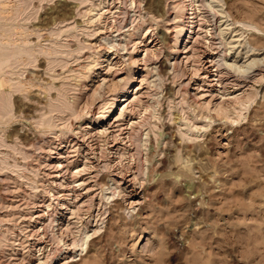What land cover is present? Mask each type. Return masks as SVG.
Here are the masks:
<instances>
[{
	"label": "rangeland",
	"instance_id": "obj_1",
	"mask_svg": "<svg viewBox=\"0 0 264 264\" xmlns=\"http://www.w3.org/2000/svg\"><path fill=\"white\" fill-rule=\"evenodd\" d=\"M29 1L30 3L28 5L27 2ZM169 1L171 0H161L160 4L158 5V0H105L103 4L104 17H102L101 19L102 21L99 28V35L96 37V39L92 40V43L94 42L93 46L96 47L99 40L98 38L102 37L104 34L107 37H110L112 41L115 40L114 42H116L117 39L122 37L121 35H124L123 32L127 31L128 28H131L138 22H144L142 23V28L140 30L141 34L139 32V34L136 33L133 36L136 38L141 36V38H143V41L145 43H148V45L146 46L148 47V50L146 52L144 46L141 47V54L142 56L145 55L143 58L146 59H142L145 60V62L142 61L141 64H136V66H138L134 69L133 67L135 66V63L132 65V63L130 62L131 59L130 57H128V54L125 51L126 49H133V42L135 41V39H129L128 42L126 41V47L128 48H122L120 50L118 49V51L116 52V49L114 48L115 45H110L107 41L104 42L100 40L101 46L104 48L102 50L106 51V53L111 52L113 53L112 56H116L114 59L111 58V71H114L115 69V71H118L120 73L119 75H121L124 74L125 69H127L131 65V78H136L141 74L140 71L143 69V67L145 68V66H152L151 68L154 69V71H151H159V73L162 75L163 82L161 84L159 83L160 86L155 83L153 84V82L151 83V81L149 82L151 77H155V75L153 76L154 73L151 71H149L147 74V79L149 80L145 78L138 83L139 85L141 84L140 90L142 92L147 91L149 92V94L146 95V93H144V96L142 97L143 100H141V106H139V110L136 111L138 114L135 112L132 119H129L130 116H126L127 118L124 121L126 123L125 130H128L130 125H134L135 120H137L138 122L144 121L150 124L157 123L158 127L161 125V127L165 128L166 126L165 129L169 132L171 131V133H166L165 136L167 137V139L165 138V142L163 141V143L165 144H160L161 146H163V153L166 155L165 157H163V159L165 158L164 160H166L167 162L171 161L174 157V150H176V148L178 149V147H180L179 149H181V154L183 155V157L169 169H165V167L162 165L155 167L158 171L155 174L153 181L147 182L145 179H138L137 181L132 183L131 181L128 182V180L132 177L130 173L133 170V166H135L136 158L134 157V155L130 154L131 151L129 153L130 155L128 154V152H126L127 150H130L132 148V145L130 144L131 142H129L130 140H128V137H125V140H121L122 136H125L126 134L122 133L123 135H117V137L115 138L110 136L108 138L109 141L108 139L103 141L101 140L102 137H100L101 139L98 138L95 140H88L87 135H84L82 131H78L79 133L73 131L67 133L65 139L60 141L61 143L59 144L60 146H62L63 151H69L68 155H72V153L74 152H72L73 148L80 149L81 152H90L91 150L90 154H95V164L101 160L102 157L100 156L98 158V156L99 154L101 155V153L105 154V149L107 151L106 153H111L108 152L110 145L116 144L114 147L119 148L126 145L127 149L125 150L126 153L123 156L124 160L122 159L123 163L120 164H123L125 168L123 169V174L126 177L124 181L127 182H125L124 184H129L126 190L130 191V193H127L122 199L120 197L121 195L115 194L114 198L116 199L112 201L108 200L106 202V205H103L101 201L99 202L98 194L100 192V184H95L93 178L89 179L88 187L91 185L94 186H91L90 190L92 193H94V200L97 198L95 201H93V205L91 207L92 214H97L95 219L102 216L104 218V221L103 223H101L102 228L99 230L97 235H92L93 237L90 236L91 238L89 237L87 252H84L81 255H75L73 259H76L74 261H70L68 264H264V61L261 63L258 62V64L254 66L253 71L251 72V74H254V77L247 78L244 82L242 81L243 84H241V87L236 88L232 83H228L226 92H230H228L226 96L225 94L223 95L221 93L222 91L220 90L222 88H220V84L218 83V81L214 79L217 68L215 58L219 57V54L223 55L224 53V56L228 61H234L236 59L235 61L238 64L247 62L248 60H250V58H253L254 55V57H260L264 55V0H208L213 4V11L212 9H210L211 7L207 5L203 8L198 7V11L201 12L202 16V20L200 22L201 25L197 27L199 28L198 30L200 34L198 35L199 40L197 41V48L199 51L196 49V54L194 55V57L191 56L192 58L190 59L181 58L183 57L182 55L181 57L179 56L180 59H178L177 64L179 65L178 68L180 67L179 69H181L180 71L182 72V76L178 77L177 80L175 79V81H171V68L169 67V63H167V57H169L168 53L172 48V45L169 44L173 43L172 39H174L176 33H181V35H184L186 32H188V27H186L185 23H182L181 27H179L177 31L171 30L173 29V27H170L169 23L174 20L172 16H174L175 11H178L179 7L174 8ZM2 2L6 4L5 8L10 11L9 12L8 10H6L7 19H13V22L19 24L25 23L26 25H28V27H32L34 24L37 25L38 23L41 25H45L47 19L50 18L48 16L51 13L53 15H59L58 18L63 16H70L71 8L69 6H66L65 4H75V2H70L69 0H25L26 3L24 2V0H2ZM153 3L155 6L153 5ZM62 4L63 9L61 11V15V13L58 11V8H61ZM86 5V3H82L81 5H79V8L81 10L83 9L82 12L86 8L84 7ZM26 6L28 8H26ZM48 6L52 9L54 8L53 10L57 8L56 12L49 10ZM216 8L218 9L216 10ZM35 9H38V11ZM67 9H69L70 11H68ZM48 10L50 14L47 13ZM66 10L67 14L70 12L69 15H65ZM17 12L19 15L17 14ZM226 14L227 16L229 14L228 18L230 17L228 21H225V19L227 18ZM16 15L18 17H16ZM82 16L84 15L76 16V19L79 20V22H82L86 20L88 15H85L84 17ZM14 17L16 18L14 19ZM24 17L29 18L27 20V18L25 19ZM150 20L152 22H149ZM229 22L230 24H227ZM241 22L251 23L255 25L256 28H252L249 26L247 27L246 25L242 26ZM90 24L93 25V23ZM91 27V29L95 28V26ZM167 27H169V30ZM219 32L221 33V35L219 34ZM91 36L95 37V35ZM133 36L131 38H133ZM28 37L34 40L35 34L32 33ZM238 37L241 39H239ZM14 38H16L15 40L17 42H21L23 40L20 33H16L14 35ZM244 39L247 40L249 44L255 49L257 47V50L254 49L256 53L249 54V57L246 56L247 53H244L245 51L243 52L245 48ZM239 43L242 44L240 45ZM167 46L171 48L168 49ZM39 58L42 61H38V64H40L41 66L39 65L38 67H36L37 70L28 69L24 72V74L27 76H36L38 80L35 77H32L34 78V82L36 83V85H33V88L31 87L32 89H28L26 96H20V94L22 93L17 92L14 94L13 111L15 112L17 110V112H15L16 115H18L19 113H21L22 115L19 114L20 117L16 116L17 118H15V120H13L10 124H7L5 127V132L10 135L8 138L17 136L18 139L21 137L20 139L22 141L25 140L24 142L32 141L33 139L35 141L40 138H42L43 141H49L51 139V141L53 140L58 142V139L54 138L55 136L53 133L51 134L47 129H44L40 126L38 127L37 124L35 125L33 118H31L32 116L34 117L37 113H39V107L44 104V100H42L44 99L43 97H45L43 93L44 91L42 90V88H40L41 86H39L37 82L42 81L44 77V81L47 80L46 78H49L47 77L48 74L43 70V59L41 57ZM81 58H85L83 60L90 59L89 57L86 58V56ZM83 60L80 59L79 61L83 62ZM73 61L74 60L72 59V62ZM72 62L70 60V63ZM138 67L141 68L139 69ZM195 67L199 68L197 69ZM136 69L140 71H137ZM166 69L170 70V72L166 71ZM164 70L166 71V73ZM232 71L233 70H231L230 74L227 75L228 78L230 77L229 79L233 78L234 71ZM206 73L211 79L213 78V90L214 93H216L217 100L224 99L230 94L231 96L232 94H241L243 93L244 89H253L254 92H256L255 99L249 106L248 110H242V115L239 117L238 121H233L234 118L231 117L224 118V115L211 114L214 112L211 111L210 115L211 118L214 119V121H212L213 123L209 125L210 127L207 128L206 131L201 132V134L196 139L190 140L185 145L181 138L178 137L179 135L175 132V128L173 129V123L169 124L171 123V120H169V112H172L173 116L185 115V109L183 110L182 108H180V103L178 102L179 97H177L178 94H174L173 92L177 91V89L179 88H186L187 92L190 91L187 94L190 95L192 93L191 95H193L194 90L197 89L198 86H204V80H202L201 76H204ZM39 77H42V79ZM65 79L73 82L72 88L69 90H71V92L76 90L74 86V82H76L75 77L68 76ZM180 82L181 84L182 82H186V87L183 84L182 86ZM178 83L180 84V86H178ZM174 86H177V89ZM131 90L132 86L127 88L126 93L131 92ZM105 91L108 95V89L104 87L101 90L104 95L98 96L90 104L91 106L89 105L83 109L84 113L86 114L83 116V119H81L82 123H86V119L84 118L86 115L90 114V112L95 113L96 111V114L101 112V108L99 106L101 104L102 97L107 96ZM53 92L54 91L52 90V93ZM39 94H41V96ZM169 94L171 97L173 96L172 100L168 99L167 96ZM23 96L25 97V99H23ZM31 99L32 101H34V103L31 101ZM42 102L43 104H41ZM177 102L178 104H176ZM35 105H40L38 107V110H36L37 107H35ZM32 111H34V113ZM221 116L223 117L221 118ZM229 118L231 120H229ZM73 121L71 120V122L75 126L78 125L79 122H81L79 121V119H73ZM169 125L172 130L169 129ZM75 130L77 129H74V131ZM40 135L42 137H39ZM36 136L37 138H35ZM143 136L144 135L142 134V137ZM168 137L170 140L168 139ZM152 140L154 141V139ZM75 141H77V143L74 144ZM177 144H179V146ZM203 144L205 147L203 146ZM176 145L178 147H176ZM200 145L203 146L202 151L199 149ZM47 146L48 145H46L45 147L48 149ZM67 147H69V149ZM38 151L39 150L33 151V159L32 157H29V168L31 166H34V168L38 169V160H35L38 154L36 152ZM188 152L189 154L186 155V153ZM49 154H52V156L57 155L56 153H53V151ZM35 155L36 157H34ZM196 155L197 157H195ZM182 159L184 160V162H188V164H183ZM55 160L56 158L54 157L52 159V162ZM111 161H113L111 163L114 165L118 163L116 162L117 159H113ZM53 164L54 162L51 165ZM49 170L51 171L52 168L50 167ZM72 170H70L69 174ZM29 171L30 170L26 171L25 173L27 175H30L33 179H38V177L40 176L39 174L37 176H34V172L32 174V172L30 171L29 173ZM53 172L51 174H54ZM103 174L104 172L101 173V177L99 176L98 178V182L100 181V183L103 181L100 180L102 179V176L104 177ZM31 177L29 178V180H33ZM47 177L45 178L47 180L43 181V185L45 187V190H47L46 188H49L47 190L48 192H43L44 187L41 186L40 180H37L34 183V185H37L35 189L33 187L31 188V184H27L26 182L20 180L18 184H22L20 185V187L18 184L17 185L21 191L18 189V187L17 189L14 188L16 189L15 191H17V196L19 195L18 198H16L21 200L18 202L20 203L21 207H23L22 205L25 202H30V200H43V202L41 200V202L39 201L38 203H36H41L38 207L39 209H37L39 210L38 212L40 214L42 213L41 215L39 214V216L37 217L36 213L38 212L37 210L35 211L36 207H34L35 209L32 208L33 210L30 212L29 217L32 215L30 219L32 223L31 228L27 227L24 230L19 227L21 224L20 222L22 220V216L18 217L20 219H18L16 216L12 221H8L5 224L4 222H0V231H5L7 234L6 235L5 232L4 234H2L3 232H0V248L4 247V243L9 239L8 236L13 235L16 242H20V240H23V244L26 246L25 249H27L28 247L29 252L31 251L28 257L26 255L24 256L21 253V250H24V248L20 246V251L17 250L18 253L15 256L17 257V260L15 261L17 264H44V257L43 259L41 258V261L39 260V256H43L45 251H49L53 248H56L59 251L64 250V242H70V240H72L70 238H73L75 236L77 237L78 231L76 229L80 228L84 224V218L76 219L75 217H71L70 221L72 222L69 224V228H67V230L63 229L67 223L63 225V228L56 229L55 227L54 231H51V227L48 228V231L43 229L44 225L49 221V219L52 218V212L55 213L54 208L57 205L55 202L57 200L55 198L56 196H58V191L60 189L58 180H55L56 182L54 181L53 184L52 181L55 178L52 177V175L48 177L49 179ZM139 181L141 184L139 183ZM189 182L190 186L187 187ZM0 183H2V180L0 181ZM71 183L70 185L74 184ZM2 184L4 185L0 184V196H3L5 194L3 198H11L13 192L10 191L11 193H9V191H7V189L3 187L6 186L5 183L3 182ZM1 186L4 189H1ZM22 186L24 188H22ZM53 187L56 189H54ZM96 187L98 189H96ZM39 189L42 193L39 191ZM2 190H4V192ZM7 192L8 194H6ZM21 195L25 197L23 198ZM98 206L100 207V209L102 207V209L104 210H100ZM58 207H60L59 204ZM2 210L4 211L5 207H1L0 213L3 212ZM102 212L103 214L101 215ZM48 216H50L49 219ZM93 219L94 218L90 220L92 224L96 222V220ZM35 220H38V222L34 223ZM43 221L45 222L43 223ZM12 228L16 231H13ZM19 228L23 231H21ZM40 251H43V253H40ZM1 257L2 256H0V261H2L0 262V264H13L12 262H14L12 259L7 260L8 257H2V259ZM24 257L28 258V260H25ZM22 258H24V260ZM70 258H67L66 260ZM3 259L6 261H4ZM20 260H22L23 263H21L22 261L20 262ZM63 261L64 258L60 259V263ZM52 264H57V262L53 261Z\"/></svg>",
	"mask_w": 264,
	"mask_h": 264
},
{
	"label": "bare ground",
	"instance_id": "obj_2",
	"mask_svg": "<svg viewBox=\"0 0 264 264\" xmlns=\"http://www.w3.org/2000/svg\"><path fill=\"white\" fill-rule=\"evenodd\" d=\"M69 1L75 2L74 5H72V3H66V4L64 3L66 6H69L71 8V13L69 12L71 14L70 16H63V17L58 18L59 15L57 16L55 14L53 15L52 13L51 14L49 13V10L56 12L57 8L55 10H53L54 8L52 9L51 7L48 6L49 10L47 13L50 14L48 16L50 18H48L47 21L45 20L46 24L44 22L45 25H41L38 23L37 25L34 24L32 27H28V25H26L25 23L19 24V23L13 22V19H7L6 10H8V9L5 8L6 4H4L2 2V0H0V181L2 180V183L3 182L5 183L6 186H3V187L5 189H7V191H9V193L13 192L12 193L13 195L11 198L9 197L10 195L6 196L9 198H5V197L3 198V196L5 194L3 196H0V210H1V207H5V210L4 211L2 210L3 212L0 213V222H4V224H5L8 221L9 222L12 221L14 219V217H16V216H17V218L22 216V220L20 222L21 224L19 227L21 229H24V230L27 227L31 228L32 223H31L30 219H31L32 215L29 217L30 212L33 210L32 208H34V207H36V209L34 208L35 211L37 209H39L38 207L40 206L41 203L40 204H36V203H38L39 201L41 202L42 199L40 198L41 200H38V201H36V200L31 201L30 200V202H25L22 205L23 207H21L20 203H18L21 200L17 199L19 195L17 196V191H15V190L17 189V187L19 185L18 184L19 180L26 182L27 184L28 183L31 184V188L33 187L34 189L37 186V185H34V183L37 180H40L41 186L44 187L43 181L47 180V179H45L47 177V175H48V177L50 175H52V177L55 178L52 181V183L55 180H58V182L60 184V186H59L60 189H59V191L57 190L58 196H56V198H55L57 200V201H55L57 205L55 206V208L53 207L55 210V213L52 212V214H51L52 218L51 219H49L50 216H48L49 221L44 225V227L42 225L43 229L48 231V228L51 227V231H54L55 227H56V229H60V228L64 227L63 225L65 223H67L65 225V227L63 228V229L67 230V228H69V224L72 222V221H70L71 217L72 218L75 217L76 219H82V218L85 219L83 226H81V227L79 226L80 228L76 229L78 231V234H77L78 236L70 238V239H72V240L69 239L70 242H68V241L64 242V244H65L64 250L59 251L56 248L55 249L53 248V249H50L49 251L48 250L45 251L43 256H39V260H41V258L43 259V257H44V259H43L44 264H45V262H46V264H52L53 261L57 262V264H66V263L68 264L70 261H74L76 259V258L73 259L75 255H78V254L81 255L82 253L87 252V244H88L89 237L90 236L93 237L92 235L96 236L97 233L99 232V230L102 228L101 223H103L104 218L102 216H101L102 218L99 216L100 218L95 219L97 214L96 215L92 214V210H91V207L93 205V201H95L97 198L94 200V195H93L94 193H92L90 190V187L93 185L88 187V183H89L88 181L90 178H93L95 184H97V183L100 184V186H99L100 192L98 194L99 195V202L101 201V203L103 205L104 204L106 205V202L108 200L112 201V200L116 199V198H114L115 194L121 195L120 197L122 199V198H124V196L127 193H130V191L126 190L129 186V184H127V185L124 184L125 182H127V181H124V179L126 177L123 174V169H125V168H124L123 164H120V163H123L122 162L124 160L123 156L125 155L126 152H128V154H129L131 151L130 154L134 155V157L136 158L135 166H133V170L130 173V175L132 177L128 180V182L131 181L132 183L137 181L138 179H142V180L145 179L147 182L153 181L155 174L158 171L157 168H155V167L162 165L165 167V169L166 168L169 169L172 165L174 166L183 157V155L181 154V149H179L180 147H178L179 144H177L178 146L176 145V147H178V149L176 148V150H174L175 153L173 155L174 157L172 158V160L167 162L166 160H164L165 158L163 159V157H165L166 155L163 153V149H162L163 146H161L160 144H162L163 141L165 142V140L167 139V137L165 135L169 131L165 129L166 126H165V128L161 127V125L158 127L157 123L152 122L153 124H150V123H146L144 121L138 122L137 120H135V124H137V125H135V124L132 126L130 125L129 129L125 130L126 129V126H125L126 123L124 122L125 119L128 116H130L129 119H132L134 117L133 115L135 114L136 111L139 110V106H141V100H143L142 97L144 96V93H146V95L149 94V92H147V91L142 92L140 90L141 84L139 85L138 83L145 78L147 79L148 78L147 77L148 72L151 70L154 71V69L151 68L152 66H150V67L145 66V68L142 66L143 69L141 71L136 69L137 71L141 72V74L136 78H131V67H130L131 65L127 69H125L124 74H121V75H119L120 73L118 71H115V69H114V71H111L112 70L111 69V67H112L111 58L114 59L116 56H112L113 53H111V52L106 53V51L102 50L104 48L101 46L100 40H102L104 42L107 41L110 45L111 44L115 45L114 48L116 49L115 50V52H116V51H118V49L120 50L122 48H125V49L128 48V47H126V45H127L126 41L128 42L129 39H131V40L135 39V41L133 42L134 43L133 49L130 48V50L126 49V51H125V52H127L128 57H130V59H131L130 62L132 63V65L135 63V66L133 67V69H134L135 67L138 66V65L136 66V64H141L142 61L145 62V60H142V59H146V58H143L145 55L142 56V54H141L142 53L141 47L144 46V49L146 52L148 50V47H146L148 45V43H145L143 41V38H141V36L137 37V38L133 36L136 33L139 34V32L142 28V23H144V22H138L135 25L132 24L134 26H132L131 28H128L127 31L123 32L124 35H121L122 37L117 39L116 42H114L115 40L112 41V39L110 37H107L104 34L102 37L98 38L99 39L98 44L96 47H94L93 46L94 42L92 43V40L96 39V37L99 35V28H100L101 21H102L101 19H102V17H104L103 4H104L105 0H69ZM160 1L161 0H158V3H157L158 5L160 4ZM24 2H25V0H24ZM136 2H138V1H136ZM169 2L172 4V6L174 8L179 7L178 11H175L174 16H172L174 20L169 23V26L173 27V29H171V30L177 31L179 29V27H181L182 23H185L186 27H188V32H186L184 35H181V33H178V34L176 33L175 36L173 35L174 39H172L173 37L170 38L173 40V43L169 44V45H172V48L170 47L171 50L168 53L169 57H167V59H168L167 63H169V67L171 68L170 69L171 73H172L171 81L172 80L175 81V79L177 80L178 77L182 76V72L180 71L181 69H179L180 67L178 68L179 65L177 64L178 59H180L179 56L181 57V55H182L183 57H181V58L190 59V58L194 57V55L196 54V49L198 50L197 41L199 40L198 35H200V34H199V30H198L199 28H197V27L199 25H201L200 22L202 20L201 12L198 11L199 10L198 7L203 8L207 5V6L211 7L210 9H212L213 4L211 3V1H208V0H171ZM195 2L197 3V6H196ZM27 3L29 5L30 1ZM82 3L87 4L86 6H84L86 8L84 9L83 12H82L83 9L81 10L79 8V5H81ZM154 3H153V5H154ZM136 4H138V3H136ZM217 5H219V4H217ZM23 6H21V7H23ZM27 6H26V8H28ZM61 6H62L61 8H58L59 9L58 11L60 13L63 9V4ZM31 7H32V5H31ZM163 8H165V7H163ZM19 9H16V10H19ZM217 9L218 8H216V10ZM35 10L38 11V9H35ZM67 10L70 11L69 9H67ZM67 10H66V12L63 11V12H65V15H69V13L67 14ZM149 11H150V8H149ZM212 11H213V9H212ZM151 12H152V10H151ZM221 12H223V11H221ZM33 13H35V12H33ZM17 14H18V12H17ZM61 15H62V13H61ZM79 15H84V16L88 15V16H87L86 20L79 22V20L76 19L77 18L76 16H79ZM143 15H144V13H143ZM84 16H82V17H84ZM226 16H227V14H226ZM228 16H229V14H228ZM228 16L225 19V21H228L230 19V17L228 18ZM11 17H8V18H11ZM16 17H18V16L16 15ZM16 17H14V19ZM26 18L28 20L29 17H26ZM80 18H81V16H80ZM151 18H152V16H151ZM7 20H10V21H7ZM19 21H21V20H19ZM43 21H44V19H43ZM140 21H141V19H140ZM142 21H144V20H142ZM155 21H153V22H155ZM145 22H146V20H145ZM149 22H152V21L150 20ZM90 23H93V25H91ZM235 23H236V21H235ZM227 24H230V22ZM227 24H226V26H227ZM241 25L242 26L246 25L247 27L249 26L252 28H256L255 25H253L251 23H247V22H241ZM91 26H95V28L91 29L92 28ZM167 28L169 30V27H167ZM221 31H222V29H221ZM220 32H219V34L221 35L222 32L221 33ZM236 32H238V31H236ZM16 33H20L22 35L23 40L21 42H17L15 40L16 38H14V35ZM28 33L30 35L32 33L35 34L34 40L31 39L30 37H28V36H30ZM140 34H141V32H140ZM91 35H95V37L91 36ZM132 36H133V38H131ZM142 37H143V34H142ZM239 39H241V38H239ZM244 42H245L244 43L245 48H244L243 52L245 51L244 53H247L246 56H248L249 54H252V53L253 54L256 53L255 50H257V47L255 49L253 46H251L249 44V42L247 40H245ZM95 43H96V41H95ZM170 48L168 47V49H170ZM85 54H87V55H85ZM84 55L86 56V58L89 57L90 59L83 60L85 58L82 59L81 57H85ZM147 55H149V54H147ZM254 56H253V58H250V60H248L247 62L242 63V64L241 63L238 64L235 61L236 59L234 61H228L225 58L224 53H223V55L219 54V57L216 56L217 58H215V60H216L217 68H216V73H215L214 79H216L218 81V83L220 84V88H222L220 91H222L221 93L223 95L225 94V96H226V94H228V92H230V91L226 92V88H227L228 83L229 84L232 83L233 85H235L236 88H239L242 86L241 84H243V82L247 78L254 77V74L253 73L251 74V72L253 71L254 66L258 64V62L261 63L264 61V55L260 56V57H257V56L254 57ZM39 57H41L43 59V62H42L43 63V70H44V72H46L48 74L47 77H49V78H46L47 80L44 81L45 77H44V79H42V77H39L42 79V81H38V82L36 81L37 84L39 86H41L40 88H42V90L44 91L43 93H44L45 97H43L44 99H42V100H44V104L42 102L41 103V104H43L42 106H40L41 104L38 106L35 105V107H37L36 110H38V107L40 106L39 107L40 111L34 117L32 116L33 114L31 115L32 117L31 116L30 117L33 118L35 125L37 124L38 127L40 126L44 129H47L51 134L53 133L55 136L54 138L58 139V142L53 141V140L51 141V139L49 141L44 139L45 141H43L42 138L37 139L35 141H34V139L32 141H28V139H27L28 142H24L25 140L22 141L20 139L21 137L19 139L17 136H15V137L13 136V138H8L10 135H8L5 132L6 125L10 124L13 120H15V118H17L16 116H19V114L22 115L21 113H19V111H18L19 114L16 115L15 112H17V110L15 112L13 111V108H14L13 107V105H14L13 104V100H14L13 96H14V94L17 92V93H22V94H20V96L21 95L26 96L28 89L29 88L32 89L33 88L32 86L36 85V83L34 82V78H32V77L36 78V76H31V75L27 76L24 74V72L28 69H36V67H38L40 65V64H38V61L41 60ZM72 59L74 60L73 62H72ZM80 59L83 60V62H80L79 61ZM70 60L72 63H74V62L75 63L74 64L70 63ZM244 61H245V59H244ZM138 68L140 69L141 67H138ZM195 68H197V67H195ZM228 68L234 71V75H233L232 79H229L230 77L228 78V76H227L228 74H230V71H231ZM170 70L166 69V71H169V72H170ZM153 71H151V72H153ZM166 71H165V73H166ZM194 72H197V71H194ZM153 73H154L153 76L155 75V77H151L149 75L151 77V79L150 80L147 79V80H149V82L151 81V83L153 82V84L154 83L158 84V85H159V83L161 84L163 82L162 81V75L159 73V71L158 72L155 71ZM207 73L204 76L203 75L201 76L202 80H204V86L203 85L201 87L198 86V88L194 90L193 95H191L192 93L190 95H188L187 93L190 91L187 92L186 88L180 89L178 87L179 89H177V86H174V87H176L177 91H174L173 93L178 94L177 95V97H179L178 102L180 103V108H182L183 110L185 109V111H184L185 115L184 116H177V115L175 116L174 115L175 116L174 117L172 112H169L170 115L169 114L168 115L170 116V119H169V117H168V119L171 120V123H169V124L173 123V125H172L173 129L175 128V132L179 135L178 137L181 138V140L184 142L185 145L190 140L196 139L201 134V132L206 131L207 128L210 127L209 125L211 123H213L212 121H214V119H212L211 115H210L211 111L216 112V113L213 112L211 114L224 115L225 116L224 118L231 117V118H234L233 121H238L239 117L242 115V110L243 109L248 110L249 106L251 105V103L255 99V93L256 92H254L253 89H248V90L244 89V91L242 90L243 93H241V94L236 92L237 94H232V96L230 94L229 96L227 95L228 97H225L224 99L217 100L216 93H214V90H213V87H214V83H212L213 78L211 79ZM68 76H73L76 79V82H74V86H75L76 90H74L73 92H71V90H69L72 88L73 82L65 79ZM163 80H164V77H163ZM179 80H178V82H179ZM132 81H133V83H132ZM88 84H91L92 86L88 85ZM180 84H181V82H180ZM180 84L178 83V86H180ZM182 84L185 85L186 82H184V83L182 82ZM130 86H132L131 92L126 93L127 88H129ZM104 87H106L108 89L109 93L107 95V93L105 91L107 96L102 97L101 104L99 106L101 108L100 109L101 112L98 114H96V111H95V113H91V112H90V114L87 113L88 115H86L84 118V119H86V123L85 124L82 123L81 119H83V116L86 114V113H84L83 109L85 107L89 106L95 98H97L98 96L104 95L103 94L104 92L103 91H102L103 93L101 92V90ZM185 87H186V85H185ZM52 90L54 91L53 93H52ZM39 95L41 96V94H39ZM223 95H222V98H223ZM24 96H23V99H25ZM167 97L169 100L173 99V96L171 97L170 94ZM28 99H30V98H28ZM36 99H39V98H36ZM31 101H32V99H31ZM139 101H140V103H139ZM32 102L34 103V101H32ZM178 102L176 104H178ZM114 109H115V111H114ZM32 112L34 113V111H32ZM27 115H25V116H27ZM154 116H156V115H154ZM222 117L223 116H221V118ZM73 119H79V121H81V122H79V124L75 126L71 122V120L73 121ZM229 120H231V119L229 118ZM143 126H145V127H143ZM56 127H58V128H56ZM169 127H170V125H169ZM74 129H77V130L74 131ZM169 129H171V127ZM70 131H73V132H78V131L81 132L82 131L84 133V135H87L88 140L89 139L95 140V139L102 137V139L101 138L100 139L103 141L107 140L110 136L115 138V137H117V135H121L122 133H124L126 135L124 136L122 134L124 137L122 136L121 140H123L125 137H128V140H130L129 142H131L130 144L132 145V148L125 152V150L127 149L126 145L124 147L119 148V147H114L116 144H112V145H110L109 150H108V152H111V153L110 154L106 153L107 151L104 148L105 154H102V153H101V155L99 154L98 158L100 156L102 158L100 161H98L95 164V160H94L95 154H90L91 150H90V152L89 151L88 152H81L80 149H76V148L72 147L73 148L72 152L74 151L72 153V155H68L69 151H63L62 146L59 145L61 143L60 141L64 140L66 137V134L69 133ZM172 132H174V131H172ZM12 133H14V132H12ZM169 133H171V131ZM18 134H15V135H18ZM74 134H76V133H74ZM142 134L144 135L143 137H142ZM11 135H13V134H11ZM41 135H43V134H41ZM41 135L39 137H42ZM151 136H152V138H151ZM35 138H37V136ZM45 138H47V137H45ZM150 139H151V141H150ZM152 139H154V141ZM168 139H169V137H168ZM108 141H109V139H108ZM75 143H77V141H75L74 144ZM163 144H165V143H163ZM46 145H48L47 146L48 149L45 147ZM76 145H78V144H76ZM203 146H204V144H203ZM203 146L200 145L199 149L201 151L203 150ZM174 147H175V145H174ZM45 148L47 149V151ZM67 148L69 149V147H67ZM34 150H39L38 152H36V153H38L37 157H36V155L34 156V157H36L35 160L36 161L38 160V163H37V165H39L38 169L34 168V166H31L30 168L28 166L29 165V163H28L29 157L30 158L32 157V159H33L32 154L34 153L33 152ZM52 151H53V153H56L57 155L52 156V154H49V153H52ZM189 152H191V151H189ZM189 152L186 153V155H188ZM201 153H203V152H201ZM52 157L56 158V160L53 161L54 162L53 165H51L53 163ZM195 157H197V155ZM113 159H117L116 162H118V163L116 165L111 163V162H113V161H111ZM96 160H97V158H96ZM30 161H31V159H30ZM184 163H186V162H184V160H183V164ZM200 163H202V162H200ZM187 164H188V162L186 163V165ZM50 167L52 168L51 171L49 170ZM127 167H128V165H127ZM1 170H3V171H1ZM28 170H30L32 172V174L34 172V176H37L39 174L40 176L38 177V179H35V178L33 179L30 175H27L25 172ZM70 170H72V171L69 174ZM30 171H29V173H30ZM52 172L54 174H51ZM55 172H56V174H55ZM103 172H104V174H103L104 177L102 176V179H100V180H103V181L106 180V181H104V182L102 181L100 183V181L98 182V178H99L100 174ZM175 176H177V175H175ZM30 177L33 180H31V179L29 180ZM3 180H5V181H3ZM71 182L74 184H72ZM75 182H76V184H75ZM2 183H0V184L4 185ZM70 183L72 185H70ZM139 183H140V181H139ZM32 184H33V186H32ZM20 185H19V187H20ZM184 186H185V184H184ZM188 186H190V182L188 183L187 187ZM19 187H18V189H19ZM4 188H2V186H1V189H4ZM14 188H16V189H14ZM22 188H24V187L22 186ZM25 188H27V187H25ZM43 189H44L43 192H45L49 188H46L47 190H45V187H44ZM50 189H52V188H50ZM54 189H56V188H54ZM96 189H98V188L96 187ZM26 190H28V189H26ZM2 191L4 192V190H2ZM29 191H31V190H29ZM39 191H40V189H39ZM5 192H6V190H5ZM40 192H38V193H40ZM31 193H33V192H31ZM6 194H8V192ZM20 194H22V193H20ZM34 198H36V197H34ZM29 199H31V198H29ZM42 202H43V200H42ZM58 204L60 207H58ZM47 205H49V204H47ZM105 208H107V207H105ZM99 209H100V207H99ZM100 210H104V209H102V207H101ZM132 210H134V209H132ZM38 211L39 210H37V212ZM127 212H129V211H127ZM39 214H40L39 212L36 213L37 217L39 216ZM102 214H103V212L101 213V215ZM92 218H94L96 220V222L94 224H92L90 222V220ZM18 219H20V218H18ZM38 220H35L34 223L38 222ZM15 221H16V219H15ZM44 222L45 221H43V223ZM78 222H79V220H78ZM72 226H73V224H72ZM74 227H75V223H74ZM1 228H3V227H1ZM10 230H11V226H10ZM12 230H13V228H12ZM45 230H43V231H45ZM13 231H16V230H13ZM21 231H23V230H21ZM0 232H3V231L1 230ZM4 232L2 234H4ZM75 233H76V231H75ZM5 234H6V232H5ZM30 234H31V232H30ZM52 234H55V233H52ZM98 235H100V234H98ZM14 236H15V234H14ZM8 238L9 239L7 240V242H5V243L3 242L4 247L0 248V256L8 257L7 260L12 259L14 262H12V261H10V262H12L13 264H17L15 262L17 260V257H15L16 254L18 253L17 250H19L21 247H23L24 250H21V253L24 256L26 255L28 257V255L30 254L31 251L29 252L28 247H27V249H25L26 246L23 244L24 243L23 240H20V242H16V240H14L13 235L8 236ZM44 246H45V244H44ZM75 252H77V253H75ZM40 253H43V251L42 252L40 251ZM2 257H1V259H2ZM70 257H72V258H70ZM24 258H22V259L24 260ZM62 258H64V261L60 263V259H62ZM67 258H70V259L66 260ZM26 259L28 260V258H25V260ZM4 261H6V260H4ZM4 261H3V263H4ZM21 261L22 260H20V262ZM18 263H19V261H18ZM21 263H23V261ZM5 264H7V263H5Z\"/></svg>",
	"mask_w": 264,
	"mask_h": 264
}]
</instances>
